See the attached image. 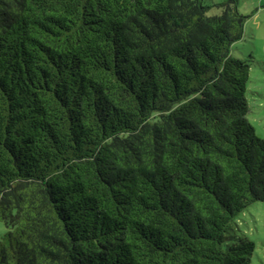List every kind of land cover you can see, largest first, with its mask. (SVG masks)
<instances>
[{
    "label": "trees",
    "instance_id": "1",
    "mask_svg": "<svg viewBox=\"0 0 264 264\" xmlns=\"http://www.w3.org/2000/svg\"><path fill=\"white\" fill-rule=\"evenodd\" d=\"M237 5L0 0V264L251 263Z\"/></svg>",
    "mask_w": 264,
    "mask_h": 264
},
{
    "label": "rangeland",
    "instance_id": "2",
    "mask_svg": "<svg viewBox=\"0 0 264 264\" xmlns=\"http://www.w3.org/2000/svg\"><path fill=\"white\" fill-rule=\"evenodd\" d=\"M223 0H204L208 14H219L216 4ZM239 12L246 16L243 37L231 47V54L250 65L247 118L256 134L264 139V0H238ZM236 233L252 241L255 251L250 264H264V201L250 203L239 216ZM6 228L0 222V237Z\"/></svg>",
    "mask_w": 264,
    "mask_h": 264
}]
</instances>
